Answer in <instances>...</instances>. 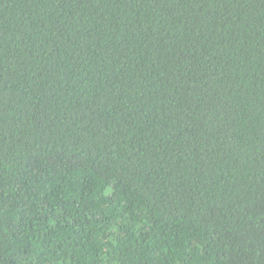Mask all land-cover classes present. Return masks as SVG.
Returning <instances> with one entry per match:
<instances>
[{
    "label": "trees",
    "instance_id": "16d2710c",
    "mask_svg": "<svg viewBox=\"0 0 264 264\" xmlns=\"http://www.w3.org/2000/svg\"><path fill=\"white\" fill-rule=\"evenodd\" d=\"M0 264H264V0H0Z\"/></svg>",
    "mask_w": 264,
    "mask_h": 264
}]
</instances>
